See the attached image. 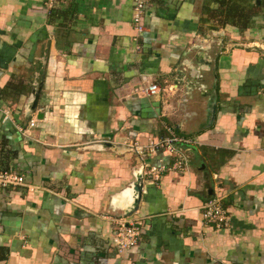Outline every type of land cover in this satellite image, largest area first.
Masks as SVG:
<instances>
[{"label": "crops", "instance_id": "obj_1", "mask_svg": "<svg viewBox=\"0 0 264 264\" xmlns=\"http://www.w3.org/2000/svg\"><path fill=\"white\" fill-rule=\"evenodd\" d=\"M134 6L0 0V166L27 181L0 190V264H264V7L241 31L211 25L213 0H146L138 32ZM167 127L191 142L186 167L143 174L135 195L129 143ZM216 196L223 229L203 222ZM118 219L142 223L124 255Z\"/></svg>", "mask_w": 264, "mask_h": 264}, {"label": "built area", "instance_id": "obj_2", "mask_svg": "<svg viewBox=\"0 0 264 264\" xmlns=\"http://www.w3.org/2000/svg\"><path fill=\"white\" fill-rule=\"evenodd\" d=\"M59 0H46L48 8L52 9L58 4ZM146 0H135L133 22L138 32L144 30L142 20L144 17V8ZM146 96H153L160 93L161 86L156 82H147L140 88ZM2 120H13V116L9 109L2 110ZM37 117H31L28 124L18 125V129L21 132L27 133L28 129L36 126ZM167 134L158 140H150L148 144H141L139 141L130 142L129 145L134 148L138 156L144 162L143 174L153 180L160 178L161 174L167 170H179L182 171L186 167V157L182 150L178 147L184 145V143H191L188 138L176 134V132L167 127ZM165 149L170 156L173 157V162L168 166L164 163L159 165H149L146 162V158L152 155L154 152ZM25 176L17 170L7 169L0 166V190L16 189L19 186L26 184ZM29 190H34L33 186L28 187ZM203 222L205 224H214L217 228L223 229L230 223L231 216L226 210L225 206L221 203V198L213 197L203 204ZM115 226L116 230L111 235L110 243L117 254L124 255L127 251H130L138 244V241L142 234V223L139 220H131L124 222L123 219H118Z\"/></svg>", "mask_w": 264, "mask_h": 264}, {"label": "trees", "instance_id": "obj_3", "mask_svg": "<svg viewBox=\"0 0 264 264\" xmlns=\"http://www.w3.org/2000/svg\"><path fill=\"white\" fill-rule=\"evenodd\" d=\"M213 2L217 4V8L209 9L208 19L211 25L219 28L231 24L241 31L252 25L253 17L264 7V0H213Z\"/></svg>", "mask_w": 264, "mask_h": 264}, {"label": "water", "instance_id": "obj_4", "mask_svg": "<svg viewBox=\"0 0 264 264\" xmlns=\"http://www.w3.org/2000/svg\"><path fill=\"white\" fill-rule=\"evenodd\" d=\"M128 150H130L129 147L127 146H122ZM143 167L144 166H141L140 170L138 171V173L136 174V181L134 182L133 184V187H134V193L135 195H140L141 193V189H142V180H143ZM138 200V198H136ZM136 200V201H137Z\"/></svg>", "mask_w": 264, "mask_h": 264}]
</instances>
